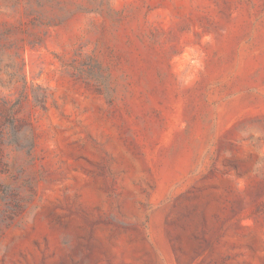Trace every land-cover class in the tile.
Returning a JSON list of instances; mask_svg holds the SVG:
<instances>
[{
    "label": "rangeland",
    "instance_id": "rangeland-1",
    "mask_svg": "<svg viewBox=\"0 0 264 264\" xmlns=\"http://www.w3.org/2000/svg\"><path fill=\"white\" fill-rule=\"evenodd\" d=\"M0 264H264V0H0Z\"/></svg>",
    "mask_w": 264,
    "mask_h": 264
}]
</instances>
